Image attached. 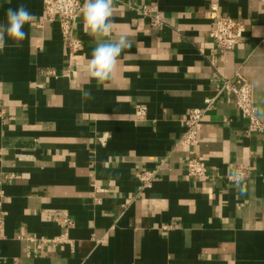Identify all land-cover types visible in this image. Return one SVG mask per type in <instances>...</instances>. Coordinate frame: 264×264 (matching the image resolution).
I'll return each instance as SVG.
<instances>
[{"label": "crops", "instance_id": "obj_1", "mask_svg": "<svg viewBox=\"0 0 264 264\" xmlns=\"http://www.w3.org/2000/svg\"><path fill=\"white\" fill-rule=\"evenodd\" d=\"M21 4L28 37L0 53V264H264V134L221 90L249 82L264 121V0H114L111 38L131 47L100 86L82 14L70 53L43 0H0V23ZM211 4L241 22L230 50L210 36ZM207 98L198 145L181 144ZM194 156L206 175H187Z\"/></svg>", "mask_w": 264, "mask_h": 264}, {"label": "built area", "instance_id": "obj_2", "mask_svg": "<svg viewBox=\"0 0 264 264\" xmlns=\"http://www.w3.org/2000/svg\"><path fill=\"white\" fill-rule=\"evenodd\" d=\"M83 3L84 0H43L46 21L58 22L61 36L70 53H75L82 47L81 41L74 37L73 30L81 15L80 8ZM209 11L213 21L210 36L217 47L226 51L237 46L242 41L241 22L232 17L221 16L217 4H211ZM142 12L150 18L151 24L154 26H159L163 23L155 6H147ZM222 89L234 95L238 110L249 122L248 130L264 134V121L259 119L252 106V88L250 83L239 77L235 81L225 80L221 86ZM214 103V98H207L203 107L190 110L184 117L186 131L181 139V144L192 147L198 145L200 125L205 114L213 108ZM145 111L144 106L137 105L135 108L136 118L143 119ZM185 169L188 176L201 177L207 173V164L194 156L186 161ZM248 177V170L241 165L237 167L235 174L231 178L233 180H242ZM151 178V174L142 176L145 182H149Z\"/></svg>", "mask_w": 264, "mask_h": 264}, {"label": "clouds", "instance_id": "obj_3", "mask_svg": "<svg viewBox=\"0 0 264 264\" xmlns=\"http://www.w3.org/2000/svg\"><path fill=\"white\" fill-rule=\"evenodd\" d=\"M114 0H84L80 12L83 19V31L97 41L92 50L91 58L87 60V82L96 80L97 85H103L110 80L117 70L119 58L126 47H131L126 34L111 38L114 24L112 21ZM34 19L32 13L23 5L6 10V20L0 23V53L5 47L22 46V41L28 37L24 26ZM82 97L91 98V92L81 88Z\"/></svg>", "mask_w": 264, "mask_h": 264}]
</instances>
